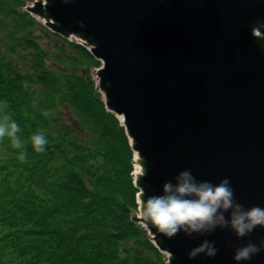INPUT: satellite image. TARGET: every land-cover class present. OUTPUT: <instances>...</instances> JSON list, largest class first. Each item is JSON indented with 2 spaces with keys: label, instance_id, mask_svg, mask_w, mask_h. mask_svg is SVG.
<instances>
[{
  "label": "water",
  "instance_id": "water-1",
  "mask_svg": "<svg viewBox=\"0 0 264 264\" xmlns=\"http://www.w3.org/2000/svg\"><path fill=\"white\" fill-rule=\"evenodd\" d=\"M27 9L101 61L95 79L106 108L144 161L139 206L188 169L213 184L228 178L245 208L264 207V35L254 33H264V0H36ZM134 220L168 264H264V250L233 259L237 247L264 240V228L169 238ZM205 239L217 254L190 259Z\"/></svg>",
  "mask_w": 264,
  "mask_h": 264
},
{
  "label": "trees",
  "instance_id": "trees-1",
  "mask_svg": "<svg viewBox=\"0 0 264 264\" xmlns=\"http://www.w3.org/2000/svg\"><path fill=\"white\" fill-rule=\"evenodd\" d=\"M26 5L0 0V56L8 60L0 63V121L10 116L24 145L0 139V264H167L134 221V151L91 75L101 61L41 25ZM38 132L47 139L43 152L31 143Z\"/></svg>",
  "mask_w": 264,
  "mask_h": 264
},
{
  "label": "clouds",
  "instance_id": "clouds-1",
  "mask_svg": "<svg viewBox=\"0 0 264 264\" xmlns=\"http://www.w3.org/2000/svg\"><path fill=\"white\" fill-rule=\"evenodd\" d=\"M4 107H7L6 103ZM19 130V125L5 114L0 121V139L7 136L13 147L23 149V142L17 136ZM31 143L36 152H43L47 139L43 132H38L32 135ZM19 159H25L24 151ZM174 180L175 183L169 180L163 184L161 195H149L139 206V218L154 225L169 238L181 232L188 236L211 233L218 227L231 230L237 238H244L257 227L264 228V207L253 205L245 208L237 201L228 178L213 184L197 180L190 170L185 169ZM225 213L228 215L225 216ZM261 250H264V240L259 244L249 240L235 249L233 259L248 261ZM217 252L215 242L205 239L192 248L188 256L190 259L201 254L214 257Z\"/></svg>",
  "mask_w": 264,
  "mask_h": 264
},
{
  "label": "bare ground",
  "instance_id": "bare-ground-1",
  "mask_svg": "<svg viewBox=\"0 0 264 264\" xmlns=\"http://www.w3.org/2000/svg\"><path fill=\"white\" fill-rule=\"evenodd\" d=\"M24 1V0H23ZM28 0H25V2H27ZM37 17V19L39 20V22L41 23V25H43V26H45V27H47L48 29H50L46 24H45V22H46V19L44 18V17H41V16H36ZM51 30V29H50ZM51 31H53V30H51ZM54 33H56L59 37H61V38H66V37H64L62 34H60V33H58V32H55V31H53ZM254 33L256 34V33H259V35L258 36H261V37H263V31H260L258 28H256L255 30H254ZM73 35V34H72ZM71 35V36H72ZM76 37V36H75ZM68 40L69 41H71V42H79V40H76V39H73L72 37H69L68 38ZM80 43V42H79ZM7 51H9L13 56H18V53H20V51H18V52H14V51H12V49H11V46L9 45L8 46V48H7ZM3 53H1V55H2ZM3 62H8V60H7V58H4L3 56H0V63H3ZM5 68H7L6 66H4L3 67V69H5ZM0 74H2L1 72H0ZM8 107H2L1 108V111L3 112V113H8ZM123 116L124 115H120V117L121 118H123ZM21 124V123H20ZM127 133V132H126ZM127 136H128V134H127ZM128 138H129V136H128ZM129 140H130V138H129ZM132 142H131V140H130V145H131V147H132V144H131ZM133 149V148H132ZM133 151H134V149H133ZM134 171H133V173H134V176H135V179H136V181L137 180H139L140 178H141V176L144 174V172H145V165H144V161H143V158L141 157V155H140V153H139V151L138 150H136L135 152H134ZM141 191L139 190L138 191V193H140ZM138 193H137V196H138ZM138 203H139V201H138ZM135 222H137V223H142L141 221H136V220H134ZM143 224V223H142ZM165 253H167V252H165Z\"/></svg>",
  "mask_w": 264,
  "mask_h": 264
},
{
  "label": "rangeland",
  "instance_id": "rangeland-1",
  "mask_svg": "<svg viewBox=\"0 0 264 264\" xmlns=\"http://www.w3.org/2000/svg\"><path fill=\"white\" fill-rule=\"evenodd\" d=\"M36 0H28L27 1V7L28 6H30V5H33L34 4V2H35ZM28 11V10H27ZM30 12V11H29ZM33 16H35L34 15V13H32V12H30ZM37 16V15H36ZM40 33V32H39ZM264 35V34H263ZM73 39H76V40H79L77 37H75V35H72L71 36ZM44 39H45V37H43ZM47 39V38H46ZM46 41V40H45ZM46 46H48L50 49H52V46L50 45V44H46ZM46 65L49 67V66H52V67H56V68H59V69H63V67L62 66H60V65H58L54 60L53 61H51V60H49V59H47L46 60ZM96 69H97V67H94V68H92V70H91V75L93 76V77H96ZM66 70V69H65ZM79 70V72H85L86 70H85V68H79L78 69ZM86 73V72H85ZM66 118V120H67V123H68V126H71L72 124H74V122L76 121L72 116H70V115H67V117H65ZM79 125V124H78ZM51 127V128H50ZM47 128H48V130L49 129H51L52 131L54 130V128L55 127H53V126H51V125H48L47 126ZM78 131H79V134L80 135H82V128H81V126L79 125V128H78ZM135 215H139V209L136 211V213H135ZM141 224V226L142 227H144V230L146 231L145 232V234H148V233H150L149 232V230L146 228V225H144V223L142 224V223H140ZM134 241V238H132V239H130V242L132 243ZM139 249H141L140 247H139ZM139 249H137V250H139ZM162 252V251H161ZM162 254H164L166 257H167V254L165 253V252H162Z\"/></svg>",
  "mask_w": 264,
  "mask_h": 264
}]
</instances>
